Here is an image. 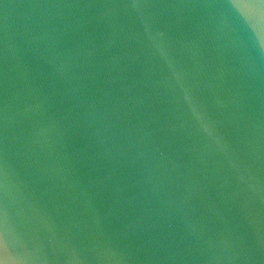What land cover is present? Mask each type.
I'll return each mask as SVG.
<instances>
[{"label":"water","instance_id":"1","mask_svg":"<svg viewBox=\"0 0 264 264\" xmlns=\"http://www.w3.org/2000/svg\"><path fill=\"white\" fill-rule=\"evenodd\" d=\"M0 264H264V0H0Z\"/></svg>","mask_w":264,"mask_h":264}]
</instances>
